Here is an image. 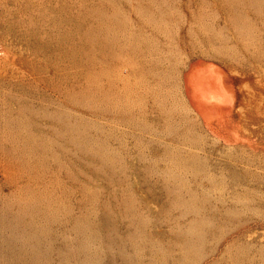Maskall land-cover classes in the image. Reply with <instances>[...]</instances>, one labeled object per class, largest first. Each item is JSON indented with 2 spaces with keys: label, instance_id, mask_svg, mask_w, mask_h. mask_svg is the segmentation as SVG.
<instances>
[{
  "label": "rangeland",
  "instance_id": "374dc122",
  "mask_svg": "<svg viewBox=\"0 0 264 264\" xmlns=\"http://www.w3.org/2000/svg\"><path fill=\"white\" fill-rule=\"evenodd\" d=\"M263 96L264 0H0V264H264Z\"/></svg>",
  "mask_w": 264,
  "mask_h": 264
},
{
  "label": "bare ground",
  "instance_id": "6f19581e",
  "mask_svg": "<svg viewBox=\"0 0 264 264\" xmlns=\"http://www.w3.org/2000/svg\"><path fill=\"white\" fill-rule=\"evenodd\" d=\"M195 77H196V76H195ZM215 82H216V81H215ZM244 84H245V83H244ZM248 85H249V82H248ZM255 85H256V84H255ZM224 86H225V85H224ZM253 86H254V85H253ZM259 88H260V87H259ZM262 88H263V87H262ZM250 89H251V88H250ZM246 90H247V89H246ZM220 91H221V90H220ZM251 92H252V91H251ZM256 92H257V91H256ZM210 94H212V93H210ZM247 94H248V92H247ZM248 95H249V94H248ZM256 95H257V94H256ZM259 95H260V94H259ZM249 96H250V95H249ZM245 97H246V95H245ZM258 97H259V96H258ZM263 97H264V96H263ZM253 98H254V96H253ZM198 99H199V96H198ZM200 99H203V98H200ZM247 99H248V97H247ZM220 100H221V99H220ZM257 100H258V99H257ZM208 101H209V100H208ZM253 101H254V100H253ZM200 102H201V100H200ZM214 102H215V100H214ZM247 102H248V101H247ZM257 102H258V101H257ZM204 103H205V102H204ZM258 104H259V103H257L256 105H258ZM201 105H203V104L201 103ZM215 105L217 106V102H216ZM220 105H221V104H220ZM233 105H235V104H233ZM246 105H248V104H246ZM252 105H253V104H252ZM203 106H204V105H203ZM209 106H210V104H209ZM218 106H219V105H218ZM221 106H222V105H221ZM258 106H259V105H258ZM258 106H255V107L257 108ZM255 107H254V108H255ZM214 108H215V107H214ZM226 108H227V106L225 107V109H226ZM251 108H252V107H251ZM216 109H218V107H217ZM219 109H220V108H219ZM225 109H224V107H223V110H225ZM229 109H230V108H229ZM240 109H242V108L240 107ZM258 109H259V108H258ZM221 110H222V109H221ZM223 110H222V111H223ZM233 110H234V109H233ZM252 110H253V109H252ZM245 111H246V110H245ZM223 112L225 113V112H227V111L225 110V111H223ZM233 112H234V111H233ZM235 112H236V111H235ZM237 112H238V111H237ZM250 112H251V111H250ZM241 113H242V112H241ZM251 113H252V112H251ZM226 114H227V113H226ZM231 114H233V113H231ZM249 114H250V113H249ZM249 114H247V115H249ZM254 114H255V113H254ZM217 115H218V114H217ZM217 115H216V116H217ZM227 116H228V115H227ZM230 116H231V115H230ZM213 117H214V116H213ZM218 117H219V116H218ZM223 117H224V116H223ZM237 117H238V116H237ZM249 117H251V116H249ZM210 118H212V117H210ZM219 118L222 119L221 117H219ZM225 118H226V117H225ZM208 119H209V118H208ZM214 119H215V118H214ZM226 119H227V118H226ZM226 119H225V120H226ZM240 119H243V118H240ZM216 120H217V118H216ZM243 120H244V119H243ZM245 120H246V119H245ZM248 120H249V119H248ZM260 120H261V119H260ZM260 120H259V121H260ZM219 121H220V120H219ZM228 121H229V120H228ZM236 121H237V120H236ZM251 121H253V120H251ZM217 122H218V121H217ZM220 122H221V121H220ZM223 122H224V121H223ZM237 122H238V121H237ZM237 122H236V124H237ZM245 122H246V121H245ZM248 122H249V121H248ZM261 122H262V121H261ZM239 124H240V122H239ZM246 124H247V122H246ZM255 124H256V122H255ZM221 125H222V124H221ZM225 126H227V125H225ZM239 126H240V125H239ZM241 126H243V125H241ZM220 127H221V126H220ZM246 127H247V126H246ZM225 128H226V127H225ZM230 128H231V127H230ZM248 128H250V126H249ZM237 129H238V128H237ZM237 129H236V130H237ZM240 129H241V128H240ZM243 129H245V128H243ZM232 130H233V128H232ZM245 130H247V129H245ZM245 130H244V131H245ZM228 131H229V130H228ZM240 131H241V130H240ZM254 131H255V130H254ZM259 131H260V130H259ZM235 132H236V131H235ZM246 132H247V131H246ZM217 133H218V132H217ZM230 133H231V132H230ZM230 133H229V134H230ZM233 133H234V131H233ZM243 134H244V133H243ZM253 134H254V133H253ZM223 135H224V134H223ZM218 136H219V135H218ZM233 136H234V135H233ZM216 137H217V136H216ZM216 137H215V138H216ZM236 137H237V136H236ZM241 137H242V133H241ZM241 137H240V138H241ZM220 138H221V137H220ZM227 138H228V135H227ZM231 138H232V137H231ZM240 138H239V139H240ZM248 138H249V137H248ZM248 138H247V139H248ZM254 138H255V137H254ZM221 139H222V138H221ZM236 139H237V138H236ZM242 139H243V138H242ZM259 139H260V138H259ZM217 140H218V139H217ZM224 140H225V139H224ZM224 140H223V141H224ZM226 140H227V139H226ZM228 140H229V139H228ZM228 140H227V141H228ZM251 140H253V139L251 138ZM219 141H222V140H219ZM234 141H235V140H234ZM244 141H246V140H244ZM244 141H243V142H244ZM254 141H255V140H254ZM251 142H253V141H251ZM251 142H250V143H251ZM235 143H236V142H235ZM226 144H227V143H226ZM246 145H247V144H246ZM234 146H235V145H234ZM247 146H248V145H247ZM230 147H232V146H230ZM245 147H246V146H245Z\"/></svg>",
  "mask_w": 264,
  "mask_h": 264
}]
</instances>
